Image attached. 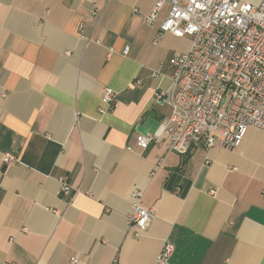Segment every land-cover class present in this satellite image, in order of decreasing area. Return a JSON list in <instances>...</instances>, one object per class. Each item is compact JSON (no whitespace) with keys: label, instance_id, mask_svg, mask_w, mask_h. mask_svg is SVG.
<instances>
[{"label":"crops","instance_id":"crops-1","mask_svg":"<svg viewBox=\"0 0 264 264\" xmlns=\"http://www.w3.org/2000/svg\"><path fill=\"white\" fill-rule=\"evenodd\" d=\"M155 2L0 0V264H154L164 243L166 264H264V131L233 151L136 145L169 117L155 94L191 46L153 42ZM105 88L117 105L99 114ZM134 190L155 214L139 237Z\"/></svg>","mask_w":264,"mask_h":264},{"label":"built area","instance_id":"built-area-1","mask_svg":"<svg viewBox=\"0 0 264 264\" xmlns=\"http://www.w3.org/2000/svg\"><path fill=\"white\" fill-rule=\"evenodd\" d=\"M165 5L167 15L159 20ZM144 24L157 26L154 43L169 33L189 37L191 46L170 61L171 87L155 94L158 104L170 106V115L154 133L136 136L140 149L163 146L167 153L178 155H187L197 146L233 151L249 128L264 131V0H156ZM100 103L99 114L113 110L115 91L105 88ZM3 162L17 161L6 154ZM58 181L60 196L72 199L78 190L66 177ZM141 196L132 192L128 219L136 237L155 218L152 209L141 206ZM172 253L173 246L164 243L154 264H166ZM111 264H117L116 257Z\"/></svg>","mask_w":264,"mask_h":264}]
</instances>
